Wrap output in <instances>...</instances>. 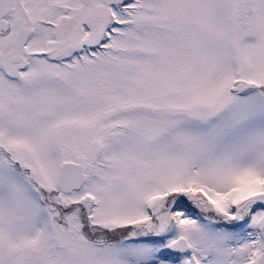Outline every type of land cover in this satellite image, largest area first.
<instances>
[{"label": "snow or ice", "instance_id": "obj_1", "mask_svg": "<svg viewBox=\"0 0 264 264\" xmlns=\"http://www.w3.org/2000/svg\"><path fill=\"white\" fill-rule=\"evenodd\" d=\"M0 264H264V0H0Z\"/></svg>", "mask_w": 264, "mask_h": 264}]
</instances>
